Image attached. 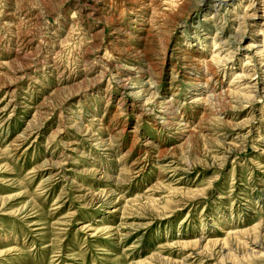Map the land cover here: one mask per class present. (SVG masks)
<instances>
[{"label": "rangeland", "instance_id": "obj_1", "mask_svg": "<svg viewBox=\"0 0 264 264\" xmlns=\"http://www.w3.org/2000/svg\"><path fill=\"white\" fill-rule=\"evenodd\" d=\"M224 2L0 0V264H264V0Z\"/></svg>", "mask_w": 264, "mask_h": 264}, {"label": "bare ground", "instance_id": "obj_2", "mask_svg": "<svg viewBox=\"0 0 264 264\" xmlns=\"http://www.w3.org/2000/svg\"><path fill=\"white\" fill-rule=\"evenodd\" d=\"M215 1L219 2L220 4H223V3L226 4L227 2H224V1H228V0H215ZM263 5H264V4H263ZM263 9H264V8H263ZM254 15H255V12H252V14H250V13H244L243 17L246 18V19H248V18H250V17H253ZM25 41H26V40H25ZM231 49H232V48H231ZM15 53H16V52H15ZM117 75H118V74H117ZM122 75H123V74H122ZM128 75H129V74H128ZM126 76H127V75H126ZM129 76H130V75H129ZM136 76H137V75H136ZM136 76H135V77H136ZM123 78H124V77H123ZM123 78H122V79H123ZM127 79H128V78H127ZM127 79H126V80H127ZM121 82H122V81H121ZM121 82H120V83H121ZM125 82H126V81H125ZM129 82H130V81H129ZM118 83H119V80H118ZM130 83H131V82H130ZM126 84H127V83H126ZM132 84H133V83H131L130 85H132ZM128 87H129V84H127V85H124V84H123L122 89H123V91H124V93H123L124 95L126 94V91H128V90L131 89L130 87H129V88H128ZM138 94H139V93H138ZM127 95H128V94H127ZM130 95H131V94H130ZM122 99H123V98H122ZM163 107H164V106H163ZM168 123H169V122H166V124H168Z\"/></svg>", "mask_w": 264, "mask_h": 264}]
</instances>
